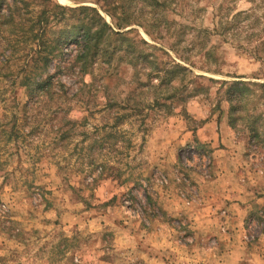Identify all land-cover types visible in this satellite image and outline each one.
I'll return each instance as SVG.
<instances>
[{
	"label": "rangeland",
	"instance_id": "rangeland-1",
	"mask_svg": "<svg viewBox=\"0 0 264 264\" xmlns=\"http://www.w3.org/2000/svg\"><path fill=\"white\" fill-rule=\"evenodd\" d=\"M155 1L45 3L123 32L84 73L66 44L32 77L48 88L22 84L38 64L0 35V264H264V91L247 86L235 114L225 97V81L264 82V0ZM220 8L250 16L233 33ZM217 165L238 166L235 189L208 203Z\"/></svg>",
	"mask_w": 264,
	"mask_h": 264
},
{
	"label": "trees",
	"instance_id": "trees-1",
	"mask_svg": "<svg viewBox=\"0 0 264 264\" xmlns=\"http://www.w3.org/2000/svg\"><path fill=\"white\" fill-rule=\"evenodd\" d=\"M48 1L50 0H0V35H14L15 42L12 45L13 48H17L19 43L25 42L23 50L27 54L29 53L28 62L33 58L32 62L38 64L34 69L26 72L22 79V84L29 88L32 84L37 89L48 88L53 84L51 80L52 76L50 75L47 79L41 81H32V77H37L41 72L45 71V68L55 57L61 56L63 54V47L66 44L74 43L79 46L72 64H78L79 70L84 73L97 59L107 53L105 47H108V44L103 48L100 47L101 44L106 43L114 35L123 34V32L116 31L109 25L96 7L87 5L70 7L55 4L56 9L51 10L45 8V3ZM97 1H103V10L110 14L117 9L118 4H121V7H125V5L119 2L120 0ZM113 1L116 2H114L115 5ZM151 1L154 2V6L158 5L155 0ZM38 4H41L42 8L35 10L34 8ZM68 12L71 15L67 16ZM229 12L222 8L217 11V15L221 20L219 24H223L224 30H231L233 33H236L238 28H240L239 24L242 19L247 20L250 14L245 11ZM74 17H76L74 23L65 25L58 34L52 32L51 38L48 37L50 18H58L56 21H67L69 18ZM252 34L253 32H251ZM253 37L254 35L247 38L248 41L252 40ZM28 41L31 43L30 45H28ZM143 42L145 43V41ZM252 51L255 57L264 59V39H258L256 44L253 45ZM72 64L68 65V68ZM172 69L186 70L187 68L184 65L175 63ZM157 70L161 71L162 69ZM167 71L165 72L168 74ZM225 82L228 84L225 90V97L230 103V114H235L237 111V105L234 103L243 96L245 90L249 91L247 86L254 85L264 91V82L254 83L241 79Z\"/></svg>",
	"mask_w": 264,
	"mask_h": 264
},
{
	"label": "crops",
	"instance_id": "crops-1",
	"mask_svg": "<svg viewBox=\"0 0 264 264\" xmlns=\"http://www.w3.org/2000/svg\"><path fill=\"white\" fill-rule=\"evenodd\" d=\"M220 125V124H219ZM221 127H224V126H222L221 125ZM223 135H226V136H228V133L226 132V129L225 130H223ZM217 168L219 169V171L217 172V178H214L213 180H205L204 181V186H208V184L210 183L211 185H213V184H217V183H220V184H217V185H220V186H222V187H217L216 189H217V191H215V190H212V192L211 193H209V195H212V199H209L208 200V203H210V202H212L214 199H217V198H220L219 197V194L221 193V191L222 190H224V192H225V190L226 189H228V190H231V186H233V188H234V186H235V184H236V182L235 181H233V179H234V174H236V172H237V169H238V166L237 165H217ZM227 173H229L231 176H227L228 174ZM213 182H216V183H213ZM201 188H203V187H201ZM249 188H252V187H250V186H248V188H246L245 187V189H247V193H248V189ZM235 189V188H234ZM250 190V189H249ZM210 191V190H209ZM244 191V190H243ZM236 195V194H235ZM235 195H230L229 196V194L227 193V196L226 197H228L229 196V198H233L235 201L236 200H238L239 199V197H237V196H235ZM254 195V194H253ZM253 197V196H252ZM256 197V200H255V202H261V200L260 199H262L261 198V196H258V195H254V197L253 198H255ZM242 202H244V201H242ZM231 206H233V207H235V208H237V209H239V214H238V216L237 217H234L235 218V220H237L238 219V217H240V216H242L245 212H247L249 209H251L252 208V203H250V201H248V202H245V203H239V202H233L232 204H231ZM227 210V209H226ZM229 210V209H228ZM227 210V211H228ZM228 215H230V213H229V211H228ZM238 225V224H237ZM239 231H240V229H239ZM233 237H235V236H233Z\"/></svg>",
	"mask_w": 264,
	"mask_h": 264
},
{
	"label": "bare ground",
	"instance_id": "bare-ground-1",
	"mask_svg": "<svg viewBox=\"0 0 264 264\" xmlns=\"http://www.w3.org/2000/svg\"><path fill=\"white\" fill-rule=\"evenodd\" d=\"M60 1H64V0H60Z\"/></svg>",
	"mask_w": 264,
	"mask_h": 264
}]
</instances>
